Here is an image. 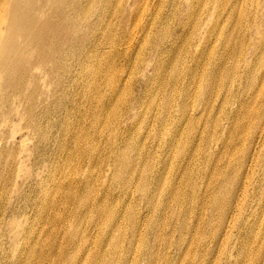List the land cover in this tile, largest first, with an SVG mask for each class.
<instances>
[{"label": "rangeland", "instance_id": "rangeland-1", "mask_svg": "<svg viewBox=\"0 0 264 264\" xmlns=\"http://www.w3.org/2000/svg\"><path fill=\"white\" fill-rule=\"evenodd\" d=\"M67 1L81 4L80 30L89 24L99 25L96 38L101 41V46L94 50L92 43L89 45L87 41L79 46L70 36L62 42L57 38L54 49L62 51L65 46L69 50L66 65L70 72L64 73L58 67L51 69L49 60L40 54L33 61L32 76H27L25 65L28 59H23L16 68V52L10 56L13 70L22 72L23 82L20 86V76L17 77L18 85H9L14 92L1 95L3 100L0 101V264H90L91 261L95 264L92 259L95 260L96 253L102 254L109 264H222L230 252L232 257L229 260L235 258L236 247L233 246L239 233L242 237L248 234L247 231L245 233V219L246 225L257 221L254 230L256 246L250 249L246 264L264 263V201L253 214L250 210L252 205L255 208L257 200H264V168L259 177L250 172H247L248 176L246 171L242 174L240 185L243 187H240L242 192L239 191L238 196L244 211L233 210L230 214H234L230 218L232 221L229 220V226L225 223L222 231L218 232L216 228L223 205L220 203L213 211L208 206L210 184L214 179L223 181L219 175L213 179L209 177L213 165H227V173L233 176L231 171L243 156L240 147L243 143L228 145L231 155L222 152L227 131L219 127L214 129L208 110L205 113L202 110L204 102L199 95L203 90L198 89L201 87L199 78L194 82L184 72L186 65L190 64L189 54L199 40L194 38L196 35L193 34L198 30H195V20L190 16L196 0H136L135 3L134 0ZM197 6L195 9L199 10ZM70 12L73 13L71 8ZM204 16L203 22L208 18ZM0 30L6 31V26ZM112 40L115 45L111 47L108 43ZM68 41L71 44L65 45ZM212 44L217 47L216 35L209 38V50L213 49ZM209 50L202 55V68H207ZM78 54L81 66L77 65ZM43 61L46 66L42 65L45 64ZM5 65L7 68L12 66L9 63ZM39 65L40 69H37ZM164 65L167 66L165 70ZM44 68L47 71L45 75ZM202 68H199V73ZM164 73L166 83L160 86ZM12 75L16 73L12 72ZM177 77L180 78L175 85ZM192 92L200 94L196 96ZM168 96L173 98L170 108L166 105H169ZM175 105L181 106V113L185 114V119L191 120V125L184 123L177 129L174 127V116L177 113L180 116ZM217 109L212 114L214 119L219 116ZM106 120L110 121L105 123ZM195 123H198L197 127ZM175 130L178 135L174 137ZM214 132L217 144L211 143L212 148L208 149ZM200 137L202 142L198 141ZM197 143H200L201 150L195 156ZM263 148L260 161L264 158ZM116 149L123 155H130L133 165L132 172L119 178L115 173V168H118L114 157ZM140 180L145 184L143 191L138 187ZM231 184L227 180L223 196L227 195ZM80 198L86 201L80 203ZM99 206L104 209L100 216L95 210ZM107 211H113L116 217H108ZM199 219L204 223L196 234L194 230L200 223ZM118 223L122 224L115 233L113 229ZM132 224L138 227L135 239L130 236ZM10 233L15 234L12 236ZM73 233L75 236L71 239ZM213 236L217 244L211 243ZM221 237L226 239L223 241ZM14 250L17 251L15 255ZM83 258L87 259L86 262Z\"/></svg>", "mask_w": 264, "mask_h": 264}, {"label": "bare ground", "instance_id": "bare-ground-1", "mask_svg": "<svg viewBox=\"0 0 264 264\" xmlns=\"http://www.w3.org/2000/svg\"><path fill=\"white\" fill-rule=\"evenodd\" d=\"M135 1L136 0H134V3H135ZM96 2L100 3V0L96 1ZM96 2H95V5H96ZM118 2H119V0H118ZM195 3H196L195 6L192 5L193 7L191 9L190 16L192 17V19L195 20L194 21L195 23L193 25L195 27V30H198V33H197V31H195V33L194 34L192 33V34L196 35L194 38L197 40L199 39V40L196 41L197 44H195L193 52L191 54H189L190 64L186 65L184 72L187 73L194 82H196L195 79H197V77L199 78L198 80H199V83L201 84V87H199L198 89L200 91V88H201L203 91L201 90L202 91L201 95H199L200 92L198 93V95H199V97H201V99L204 102V105H203L204 108H202V110L204 112L202 110L201 111L203 113H205V110H208V117L210 119H213L212 121L214 122V127H215L214 129H217V127H219L222 129V131H225V130L227 131V137L224 140L223 145H222V152L226 155H229L231 148H229L228 145L236 146L240 141L243 143L240 146V147H242L243 152H241V153L243 156H242V158H239L236 161L235 168L232 169V171H231V173H233V176H231L227 173L228 170L225 169V167L227 165L219 167L217 164H214L213 168L211 169L212 170L211 173L209 172L211 174V176H209V177H211V179L216 178L217 177L216 175L221 176L223 179V181H218L217 179L216 180L214 179V183L210 184L211 191L207 195V201L210 204L208 206L210 207V209H212V211L215 207H218V205L220 203L223 205V208L221 210V214L219 217L218 226L216 228L217 231L219 232L220 230L222 231L224 229L225 223L228 224L230 222L229 220H231L232 217H234V214H233V216H230V214L233 210H237V211L239 210L240 212H242V210L244 211V209H243L244 205L241 204L243 202L241 200H240L241 203L239 202V196H238L239 191H241L240 187H243L240 185V181H241L240 177H242V174H244V172L246 171V173L250 172V173L255 174L256 177H259L262 169L264 168V158H262L263 160L260 161V158H261L260 150L262 149V146L264 147V0H204V1L196 0ZM144 4L146 5V3H144ZM127 5H129V4H127ZM154 6H156V5H154ZM196 6L199 7L200 9L196 10L195 9ZM133 7H134V5H133ZM70 8L73 11V13L77 16L73 15V13L70 12ZM152 8H155V7L152 6ZM81 10H82L81 4H79V3L77 4V2H73V1H72V3H70L67 0H0V28L4 27V25L6 26V31L0 30V44L2 43L0 46V101L3 100L1 95L5 96V94L8 92H14V89H10L9 85H15V84L18 85V78L17 77L20 76V79H19L20 86L23 82V79L21 77L22 72H20L18 70H13L14 66L11 62L10 56L14 51L16 52V54H15V57H16L15 67L18 68L22 64L23 59H28L26 62V65H25V73H27V76H32L31 72L35 68L34 62L37 59V57H40V54L43 55V57L45 59L49 60V63L51 64L50 67L51 66L53 67V68L51 67V69H55L58 67V68H60L59 70H62L63 73L64 72H70L69 67L66 65V59L68 57V54H69L68 51L69 50H68V48L66 49L65 46H64L62 51H58L57 49H54V46H56V44H57V38L59 39V42H62L64 40H66L68 38V36H70L71 40L76 39V41H77L76 45H79V46H82L83 43L85 41H87L89 43V45H90V43H92V47L94 50H97L98 47L101 46V41L98 38H96V34L99 30V25H97V23H94L92 25L89 24L88 27L80 30L79 27H81L82 24L80 26H78V18H80L79 16H81L83 14V13L81 15L79 14V11H81ZM85 10L86 9H84V11ZM87 10H88V8H87ZM142 10H144V9H142ZM88 11H90V10H88ZM94 12H97V9ZM113 12H115V11H113ZM125 12H127V10H125ZM140 12L143 13V11H140ZM203 15L208 16L207 21H204V22L202 21ZM84 19H86L85 16H84ZM84 19H82V20L84 21ZM179 20H181V19H179ZM83 21H82V23H83ZM86 21L88 22V18L86 19ZM135 25L137 26V23ZM135 25H134V27H136ZM193 26H192V28L194 29ZM107 30H109V28H107ZM167 31H168V29H167ZM203 31H204V33L202 34ZM132 32L134 33V31H132ZM103 33H104V31H103ZM124 33H125V31H124ZM212 35H214V37L216 35L218 44H217V47L212 44V46H214V47H213V49L211 48L209 50V38H211ZM146 37L148 38V36H146ZM200 38H201V40H200ZM191 40H192V38H191ZM68 43L71 44V42L68 41L65 45H67ZM182 43H183V45L182 44L181 45L184 46V42H182ZM108 44L112 47L113 45H115L114 40L109 41ZM155 48H156V46H155ZM201 50H202V52H200ZM207 50H209L208 51L209 53L207 56L208 65H207V68L203 67L204 68L203 69L201 66V63H202L201 58H202V55L206 54L205 52ZM153 56H155V55H153ZM102 57L103 56H101L100 58H102ZM79 59H80V55L78 54L77 65L81 66L82 62ZM54 61L56 62L55 65H53ZM6 63L11 64L12 66L7 68L5 65ZM44 63L45 64H42V65L46 66V62H44ZM90 64H91V62H90ZM87 65H89V62ZM145 65H146V63H145ZM40 66L41 65L37 66L36 68L40 69ZM86 67L87 66H85V68ZM165 67H167V66L164 65L163 70H165ZM112 68H113V66H112ZM176 68H177V66H176ZM199 68H202L200 73H199ZM88 69L91 70V67ZM147 70H146V72H147ZM116 71H115V73H116ZM137 71H138V69H137ZM169 71H170V69H169ZM12 72L16 73V75L15 76L12 75ZM43 72H44L43 73L44 75H45V73L47 74V71L45 68H44ZM105 72H108V71H105ZM111 72H113V71H111ZM121 72H122V70H121ZM164 72H166V71H164ZM87 73H88V70H87ZM91 74L92 73L90 72V76H91ZM104 75H106V73ZM168 75H170V74H168ZM111 76H113V74H111ZM111 76H110V79H111ZM130 76H133V75H130ZM165 76H166V74L164 73V75L162 76V78L160 80V82H161L160 86L166 83ZM94 77H95V74H94ZM127 77H128V75H127ZM179 78L180 77L175 78V80H174L175 85L178 83ZM91 79H93V78H91ZM111 82L109 81V83H111ZM88 86H89V84H88ZM115 86H117V84H115ZM216 86H217V88H216ZM111 88H113V87H111ZM196 88H195V90H196ZM215 88L217 90L214 92L213 90H215ZM116 90H117V88H116ZM114 91H115V89H114ZM172 93L173 92L171 91V94ZM194 94L195 93H193V95ZM155 95H156V93H155ZM198 95H196V96H198ZM120 97H122V96H120ZM155 98H156V96H155ZM123 99H125V98H123ZM116 100L118 101V99H116ZM120 100H121V98H120ZM172 101H173V98L172 97L170 98L168 96L167 102H169V105L168 104H166V105L169 106V108L171 107ZM124 105H127V102L124 103ZM128 105L131 106L132 103H129ZM118 106H119V104H118ZM175 106H178V105H175ZM217 107H218L217 110H218L219 116L214 119V116L212 114H213V111ZM192 108L193 107H191V110H192ZM114 110L115 109H113V111ZM188 110H190V108ZM130 111H132V110H130ZM111 112H112V110H111ZM134 112H135V110H134ZM177 112L180 113V116L178 115V113L175 116L173 115L174 116L173 125L176 129L178 127H181V125L184 123L185 124L190 123V125H191V120L185 119V114L183 112L181 113V106L180 107L178 106ZM107 115H110V114H107ZM204 115H206V114H204ZM189 117H190V115H189ZM197 117H199V116H197ZM195 119H196V117H195ZM205 119H206V117H205ZM198 120H200V118ZM109 121L106 120V122L105 121L104 122L108 123ZM195 122H198V121L195 120ZM195 124H196L195 126L197 127L198 123H195ZM106 128H108V127H106ZM193 128H194V126H193ZM191 129L192 128H190V130ZM206 129H207V127H206ZM26 132H29V131H26ZM176 134H177V131L175 130L174 137L176 136ZM180 134H181V132H180ZM184 134H188V133L185 132ZM212 136H213V139L212 138L210 139L211 141L209 143L208 149L212 148L211 143L215 142L217 144V138L215 137V132ZM179 140H181V139H179ZM177 141H176V144H177ZM198 141L202 142V137H200L198 139ZM186 142H188V141H186ZM143 144H144V142H143ZM199 146H200V143L199 144L197 143L196 147L194 149L193 155L196 156L199 154V152L201 150L199 148ZM126 153L128 154V151H126ZM114 154H115L114 157L117 158V162H118L117 164H115L116 167H118V168H115L116 178H119L120 176H122V174L127 175V174H129V172H132L133 165H132V161H131L132 159L130 158V155L129 156L123 155V154L118 152V149H116ZM224 154H223V156H224ZM177 156H176V158H177ZM190 159H192V158H190ZM222 159H220V160L223 161ZM146 170H148V168H146ZM148 173L149 172H147V174ZM145 174L146 173H144V176H145ZM246 175H248V173ZM181 176H182V174H181ZM219 176H218V178H220ZM130 178H132V177H130ZM243 178H244V176H243ZM227 180L231 181L232 184H231V188H229V190L227 191V195L223 196L222 191L224 190L225 183L227 182ZM155 181L157 182V180H154V183H155ZM192 181H194V180H192ZM126 182L127 181L125 180L124 183H126ZM243 182L245 183V181H243ZM248 183H249V181H248ZM144 185L145 184L143 182H141V180H140L138 187L140 189H142V191L144 190ZM208 185L209 184L207 182V186ZM200 186L201 185L199 184V188H200ZM245 186H244V188H245ZM159 187H161V186H159ZM190 188H191L190 191H192L193 190L192 187H190ZM246 189L247 188H245V190ZM177 190H176V192H177ZM89 192H88V195H90ZM123 194L125 195L126 192L124 191ZM124 195H123V197H124ZM171 196L174 197L173 194ZM172 197H171V199H172ZM241 198H242V196H241ZM158 200H159V198H158ZM82 201L83 200L81 199L80 203H83L86 200L84 199V201L83 202ZM262 201H264V200H257V202L255 204V208L253 207V205L250 207V210H252L251 211L252 214L257 209L261 208ZM52 202H53V200L51 201V203ZM170 202H171V200H170ZM45 203H46V201H45ZM86 203H88V202H86ZM188 203H190V202H188ZM169 205H168V208H169ZM145 206H146V204H145ZM188 206H190V205H187V207ZM238 206H240V207L238 208ZM171 208H172V206H171ZM78 209H80V208H78ZM95 210H96V214L98 216H100L104 213V209H101L100 206L98 207V209H95ZM198 214H199V212H198ZM251 215H250V217H252ZM107 216L108 217H114V218L116 217V215L113 213V211L112 212L107 211ZM260 218H262V217L260 216ZM122 219H123V217H122ZM243 219H244V217H243ZM199 221H200V219H199ZM20 222H21V220H20ZM24 222H27V221H24ZM24 222H23V225L25 226L26 224H24ZM246 222H247V220L245 219V223H244L245 233L247 231L248 234H246L244 237H242V236H240L241 233H239V235L236 239L235 245L233 246V248L236 247L235 258L233 259V261L231 260L232 262L229 260V258L232 257V252H230L229 257L226 258L227 261L222 262V264H246L247 263L248 253H249L250 249L252 248V246L255 245L254 243L256 242L255 237H254V230L256 228L255 225H256L257 221H256V223H252V224H248V225H246ZM203 223H204L203 220H201L200 223L195 225L194 231H196L195 232L196 234H197V232H200ZM121 224L122 223H120V224L118 223L114 226L115 228L113 229V231H115V233H116V230H118L120 228ZM142 224H143V222H142ZM132 225L133 226L131 229V235L130 236H131V239H135L137 236L138 227L136 224L135 225L132 224ZM227 226H229V224ZM15 227H17V226H15ZM71 228H73V227L71 226ZM102 228L103 227L101 226V230H102ZM183 229L184 228H181V230H183ZM8 230H10V227ZM16 230L18 233L19 229L16 228ZM70 230H72V229H70ZM96 230H97V228H96ZM72 231H71V233H72ZM13 232H15V231H13ZM75 232H77V231H75ZM239 232H241V231H239ZM17 233H16V236H17ZM68 233L69 232H67V235H68ZM10 234H9V236H10ZM14 234L15 233H13V235L12 234L11 235L14 236ZM62 234H63V232H62ZM199 235H195V236L198 237ZM9 236H8V238H9ZM73 236H75L74 233H73L72 237H70V236L69 237L72 239ZM216 236H217V234H216ZM263 237H264V235H263ZM222 238L223 237H221V239ZM260 238H261V236H260ZM11 240L12 239H10V241ZM111 240H113V239H111ZM12 241H14V240H12ZM20 242H18L19 245H20ZM138 242H140V241H138ZM217 242H218L217 239L215 238V236H213L211 243L217 244ZM130 243H132V242H130ZM134 243H135V241H134ZM13 244H17V243H13ZM7 245L9 246V244H7ZM16 246L19 247L18 245H16ZM16 246H14V247H16ZM17 247H16V249L18 250ZM106 247H108V246H106ZM33 248H35V246ZM33 248H30V249L28 248V249L31 250ZM10 250H11V247H10ZM29 250H28V252H29ZM13 252L15 255L17 251L14 250ZM256 252H257V250H256ZM260 255H258V256H260ZM31 256H32V254H31ZM26 257H27V255H26ZM27 258L30 259L29 257H27ZM105 259H107V257ZM84 260L86 262L87 259H84ZM92 260L95 264H109L106 261H104L103 255L99 254V253H96L95 260H94V258ZM26 262L27 261H25V263ZM91 262H90V264H91ZM212 262H213V260H212ZM28 264H30V263H28ZM261 264H264V263H261Z\"/></svg>", "mask_w": 264, "mask_h": 264}]
</instances>
